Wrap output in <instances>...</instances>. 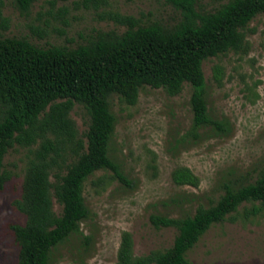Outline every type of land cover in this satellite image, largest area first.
Instances as JSON below:
<instances>
[{
    "label": "trees",
    "instance_id": "1",
    "mask_svg": "<svg viewBox=\"0 0 264 264\" xmlns=\"http://www.w3.org/2000/svg\"><path fill=\"white\" fill-rule=\"evenodd\" d=\"M14 1L21 13H27L36 0ZM169 1L180 15L173 26L140 25L132 16L109 15L126 29L98 31L75 48H41L25 38L0 37V189L11 177L4 169L5 155L15 145L28 150L20 197L13 201L25 222L9 226L18 247L16 264H49L52 251L79 233L89 214L83 197L88 177L107 170L127 182L109 157L115 127L111 96L132 106L144 86L175 96L188 84L191 130L228 132L225 123L208 113L202 64L229 52L247 53V26L264 15V0H227L212 12L198 10L197 0ZM101 3L105 0L82 1L86 8ZM2 5L0 0V25L7 28ZM220 70L215 66L216 80ZM75 105L88 117L82 138L70 116ZM171 176L178 186L199 185L186 167H177ZM223 190L212 205H199L191 216L150 217L156 229L176 230L165 250L136 256L131 234L123 232L113 264H190L188 252L212 226L233 219L245 204H250L244 208L246 218L264 212V168L254 182L225 185Z\"/></svg>",
    "mask_w": 264,
    "mask_h": 264
},
{
    "label": "rangeland",
    "instance_id": "2",
    "mask_svg": "<svg viewBox=\"0 0 264 264\" xmlns=\"http://www.w3.org/2000/svg\"><path fill=\"white\" fill-rule=\"evenodd\" d=\"M1 1L8 27L0 25V37L25 38L41 48H75L98 31L123 32L126 27L109 15L168 27L180 17L169 0H105L97 8H86L83 0H36L27 13H21L14 0ZM226 2L197 0L196 8L212 12ZM246 39L247 53L229 52L202 64L208 113L226 124V133L209 127L191 130L188 84L175 96L144 86L132 106L116 95L109 98L115 118L109 157L127 182L107 170L87 178L83 197L88 217L80 223L79 233L52 251L49 264H113L123 232L131 234L136 256L165 250L176 230L156 229L151 216H191L199 205H212L225 185L254 182L264 168V15L248 24ZM215 66L221 68L218 80ZM70 116L82 138L88 127L85 111L75 105ZM27 155V149L15 145L3 159L11 177L0 189V264H16L18 258L9 226L25 222L13 201L20 197ZM177 167L190 169L199 185H176L171 175ZM53 204L60 214V206L55 200ZM244 208L250 204L200 238L187 254L190 264H264V212L246 218Z\"/></svg>",
    "mask_w": 264,
    "mask_h": 264
}]
</instances>
